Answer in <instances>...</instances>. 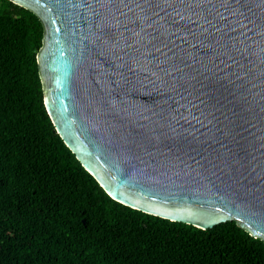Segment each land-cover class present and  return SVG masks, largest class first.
I'll return each mask as SVG.
<instances>
[{"label":"water","instance_id":"water-1","mask_svg":"<svg viewBox=\"0 0 264 264\" xmlns=\"http://www.w3.org/2000/svg\"><path fill=\"white\" fill-rule=\"evenodd\" d=\"M43 25L55 131L104 191L264 240V0H11Z\"/></svg>","mask_w":264,"mask_h":264},{"label":"trees","instance_id":"trees-1","mask_svg":"<svg viewBox=\"0 0 264 264\" xmlns=\"http://www.w3.org/2000/svg\"><path fill=\"white\" fill-rule=\"evenodd\" d=\"M42 38L37 15L0 0V264H264L234 220L201 229L104 191L46 111Z\"/></svg>","mask_w":264,"mask_h":264}]
</instances>
